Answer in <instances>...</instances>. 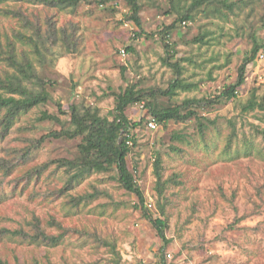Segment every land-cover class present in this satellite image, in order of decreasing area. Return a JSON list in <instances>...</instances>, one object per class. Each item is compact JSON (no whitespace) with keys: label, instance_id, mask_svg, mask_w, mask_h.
<instances>
[{"label":"rangeland","instance_id":"1","mask_svg":"<svg viewBox=\"0 0 264 264\" xmlns=\"http://www.w3.org/2000/svg\"><path fill=\"white\" fill-rule=\"evenodd\" d=\"M141 3L140 27L125 18L123 3L117 11L110 5L83 3L76 13L27 0L0 3L4 48L7 34L19 51L30 52L32 45L15 34L35 35L39 25L44 34L49 24L64 28L72 41V52L59 47L60 40L49 46L47 65L35 63L39 74L53 81L48 86L51 100L21 115L5 137L0 136V228L33 232L30 224L38 217L50 234L62 232L50 223L52 218L69 230L55 246L0 237V257L11 263L18 257L29 264L36 259L55 264H264V159L244 151L248 142L264 153V111L243 110L252 87L263 81L264 51L249 66L237 98L194 107L206 125L204 134L196 118L150 129L144 102L127 108L132 122L143 120L132 130L137 144L128 155V166L150 215L168 222L166 244L144 215L136 193L118 182L115 166L105 165L69 183L70 174L60 159L77 156L82 138L48 137L51 130L62 128L61 122L38 120L47 111L66 122L68 115L57 102L67 109L72 102L85 101L106 116L115 107L116 93L130 84L169 85L175 73L165 61L168 53L160 32L176 23L184 10L172 8L171 0ZM235 9L225 20L199 12L193 21H177L170 32L177 51L172 61L182 64L185 82L197 84L180 89L175 96L179 102L211 98L234 83L254 38L264 41V0L254 10ZM135 32L142 36L136 38ZM203 34L209 43L193 41ZM129 45L131 52L125 50ZM3 68L9 66L0 59ZM233 125L237 136L227 150ZM157 156L166 181L162 193L155 174ZM43 165L41 173L35 171ZM63 188L67 191L60 193Z\"/></svg>","mask_w":264,"mask_h":264},{"label":"trees","instance_id":"2","mask_svg":"<svg viewBox=\"0 0 264 264\" xmlns=\"http://www.w3.org/2000/svg\"><path fill=\"white\" fill-rule=\"evenodd\" d=\"M4 0H0V3ZM33 4H42L48 7H55L61 10L70 9L72 13H76L77 8L81 4L98 6L110 5V9L117 11L119 4L123 3L127 7L124 13L127 20L132 21L136 26H141L140 12L142 10L141 0H27ZM263 0H171L172 8L178 7L184 10V13L178 17L180 23L186 20H195L197 13L202 12L205 16L211 17L215 15L225 20L238 10L251 7L255 9ZM111 3V4H110ZM10 13V10H6ZM176 23L165 26L160 32L164 45L167 49L168 56L165 61L169 64L175 73V77L165 88L140 87L138 84H130L123 91L116 93V103L111 114L103 116L97 106L87 104L85 101L72 102L65 109L61 102H57L58 108L63 114L68 115L66 122H62L61 118L56 114L43 111L38 120L52 119L61 122L62 128L59 130H51L47 136L56 138L74 139L81 137L78 145V154L73 159L62 158L60 166L66 167L69 172V183L74 181L80 182L87 175H91L94 171L99 170L105 165L115 166L117 171L118 182L128 191L136 193L140 207L145 210L144 215L148 217L154 227L157 229L159 236L164 240L165 244L169 242L166 237L165 230L168 222L165 218L150 215L147 206H145V196L134 174L128 166V155L137 144L136 136L132 130L141 125L143 120L132 122L127 116L128 107L144 102V106L148 108L151 115L157 123L167 125L171 120L186 121L190 118H196L197 125L202 134L205 133L206 125L202 121L194 107L202 106L208 103H216L221 100H230L237 98L240 94L241 85L247 80V70L249 66L259 59L260 53L264 51V41L260 42L259 38H254L252 49L245 56L243 63L238 67V76L234 83L224 87V89L208 99L186 98L179 102L175 96L179 94L180 89L189 90L196 87L197 84L187 83L182 78L183 66L178 60L172 61L176 57V49L170 42V32ZM47 32L43 33V28H35V35H25L22 33L15 34V37L26 40L32 45V50L19 51L17 44L9 35L6 34V44L4 48L0 36V59L5 61L9 68L0 70V136L5 137L12 128L14 122L24 113L30 112L35 107L45 105L51 100V92L48 86L53 83L49 78L39 74L36 67V61L41 65H47L50 59L51 44H57L61 40L59 47L66 49V52H72L71 40L68 38L66 29H57L55 25L49 24ZM37 36V37H36ZM135 36L141 37V32H135ZM49 39H47V38ZM194 42L209 43L206 40V34L196 37ZM48 46V47H47ZM43 48L45 50L43 51ZM128 52L133 51V46L126 47ZM48 51V52H47ZM36 54V58L31 54ZM62 54L60 55V57ZM54 60L57 56L52 54ZM53 62V61H52ZM258 81V80H257ZM245 112L254 110L264 111V77L263 81L257 86H253L250 96L243 106ZM144 119V118H143ZM148 122V120H147ZM146 122V126H148ZM237 136L236 126L233 125L230 142L227 150L231 148L232 139ZM180 138V135L177 134ZM261 148V147H260ZM173 150L181 151L177 146L172 147ZM244 151L246 154L256 152L264 159V153L254 144L245 142ZM264 151V150H263ZM45 169V165L36 169L38 173ZM72 171V173H70ZM32 173V172H30ZM155 174L157 177V188L160 193L164 192L166 181L163 180L161 157L155 159ZM30 175V174H29ZM177 181V180H174ZM67 191L66 188L60 190V193ZM81 198L74 202V205L81 203ZM52 225H59L62 232L58 235L48 233L41 227L40 219L35 217L30 224L33 232L24 228L10 229L7 227L0 228V237L12 239L19 237L28 239L33 243H47L58 245L62 237L66 235L69 228L62 226L61 222L52 218ZM164 246V245H163ZM165 247V246H164ZM114 249V248H113ZM115 250V249H114ZM118 263V261H116ZM0 264H29L21 262L18 257L14 262L0 257ZM33 264H55L50 259L47 263L35 260ZM160 264V263H158ZM165 264V263H161Z\"/></svg>","mask_w":264,"mask_h":264},{"label":"built area","instance_id":"3","mask_svg":"<svg viewBox=\"0 0 264 264\" xmlns=\"http://www.w3.org/2000/svg\"><path fill=\"white\" fill-rule=\"evenodd\" d=\"M147 124L150 129H156L158 126V123L154 118H149ZM149 206H152V204H149Z\"/></svg>","mask_w":264,"mask_h":264}]
</instances>
